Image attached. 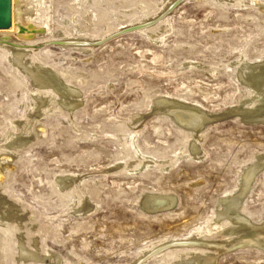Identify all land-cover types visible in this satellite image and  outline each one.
<instances>
[{"label": "rangeland", "instance_id": "rangeland-1", "mask_svg": "<svg viewBox=\"0 0 264 264\" xmlns=\"http://www.w3.org/2000/svg\"><path fill=\"white\" fill-rule=\"evenodd\" d=\"M13 2L0 29V264H177L194 253L264 264L254 244L203 243L242 236L216 213L264 155V122L225 114L193 134L156 109L163 98L208 114L258 105L240 72L264 60V0ZM14 49L76 93L34 86ZM242 205L264 223V170ZM22 244L39 258L24 259Z\"/></svg>", "mask_w": 264, "mask_h": 264}, {"label": "bare ground", "instance_id": "bare-ground-1", "mask_svg": "<svg viewBox=\"0 0 264 264\" xmlns=\"http://www.w3.org/2000/svg\"><path fill=\"white\" fill-rule=\"evenodd\" d=\"M10 1H11L10 26L7 28H0V29H9L12 27L14 2L13 0ZM35 30L36 27L34 24H29L28 28H24L22 25H19L17 33L21 36H29L35 34L34 33ZM3 37L7 39L9 38L8 36H3ZM14 50H15L14 61L16 65L22 67L23 70L30 75L34 86L53 87L61 95H64V91H63L64 88H66V90H68L70 94L76 93L75 88L73 89L70 86L64 87L63 83L61 82L62 80H60L59 77H57L56 75H52L48 68L44 66L42 67L40 65H31L27 60L23 59L25 53L24 50L21 49H14ZM242 67L243 68L246 67L250 69L247 76H245L243 72H240V77L249 88L254 90L253 97L258 100L257 102L258 105L255 107L245 108L241 105V106L233 107L227 112L218 113V114H208L201 108L196 107L194 105L184 104L177 100H168L163 98L157 101L156 109L160 111L163 110V106H167V110L171 112L173 116L180 123L186 125L190 129L189 131L192 132L193 134H197L205 126L207 122L218 118V116L221 117L222 115L225 114L226 115L233 114L237 116L242 115L241 117H243L244 120L264 122V60L255 61L252 63L245 62L242 64ZM76 103H77L76 101L69 102L67 106L70 105L71 108H74ZM195 142L193 143L194 144L193 151L196 156L200 150L198 146H196ZM262 170H264V155L260 154L253 162H251L245 167L240 177L237 189L222 200V207L216 213L217 214L216 217L218 220L225 219L228 222L234 224L235 227L238 229V231L242 232V236L234 239L231 242L203 241L204 244L210 246L212 245L217 246L218 249H220L219 251L227 250L235 246L244 245V244H254L257 247L264 250V223H261L260 225L254 224L242 210L243 200L245 196L250 192L256 175H258L259 172H261ZM71 180H73L72 177H67V178L60 177L59 183L61 184V187H65L70 183ZM164 203H169V201L162 199H152L149 202V204L154 209L161 208ZM196 241L197 239L196 240L189 239V241H185L183 243H193ZM197 243H202V242H197ZM21 256L24 259L39 258L38 255L24 248L23 244L21 246ZM195 258L200 259V264H217L218 254L209 253L207 255L204 254L202 255L200 253H194L192 257L189 259L187 258L182 261L179 259L180 261L178 260L177 264H193Z\"/></svg>", "mask_w": 264, "mask_h": 264}, {"label": "water", "instance_id": "water-1", "mask_svg": "<svg viewBox=\"0 0 264 264\" xmlns=\"http://www.w3.org/2000/svg\"><path fill=\"white\" fill-rule=\"evenodd\" d=\"M11 1L0 0V28L10 26Z\"/></svg>", "mask_w": 264, "mask_h": 264}]
</instances>
